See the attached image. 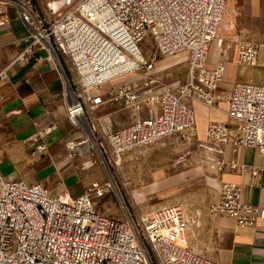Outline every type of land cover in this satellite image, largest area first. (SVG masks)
<instances>
[{"label":"built area","instance_id":"built-area-1","mask_svg":"<svg viewBox=\"0 0 264 264\" xmlns=\"http://www.w3.org/2000/svg\"><path fill=\"white\" fill-rule=\"evenodd\" d=\"M226 3L76 0L60 14H41L33 0H0V28L10 21L5 8H16L31 30V43L15 63L27 62L40 47L52 61L66 65V72L61 73L66 116L81 134L68 144L70 157L91 153L85 138L91 134L89 110L103 104L99 90L129 75H145L142 85L125 84L111 92L113 100L134 112L143 106L157 107L155 114L108 134V159L118 160L174 136L196 137L190 103L216 108L215 103L223 99L218 87L224 81L225 66L209 67L208 58ZM148 40L164 58L187 55L185 84L158 87L148 78L154 64L141 48ZM236 46L239 64L257 65L256 43L244 37ZM4 79L1 72L0 84ZM224 99L227 117L238 129L233 133L229 123L212 124L207 139L233 151L255 149L264 156V86L236 84ZM87 148V153L80 151ZM37 151L45 152L46 146H38ZM245 168L256 180L264 164ZM220 194L209 210L212 216L232 219L240 228L264 221V208L243 201L240 185L225 184ZM102 195L94 185L81 196L69 198L41 184L29 185L0 173V264H217L188 246L184 236L188 219L183 212L161 208L136 215L123 205L125 219L118 221L97 212L93 198Z\"/></svg>","mask_w":264,"mask_h":264},{"label":"crops","instance_id":"crops-1","mask_svg":"<svg viewBox=\"0 0 264 264\" xmlns=\"http://www.w3.org/2000/svg\"><path fill=\"white\" fill-rule=\"evenodd\" d=\"M5 9L10 21L0 28V73H5L0 84V172L29 185L53 186L52 193L73 198L64 183L79 174V167L70 157L68 144L79 140L81 134L75 132L66 116V88L61 74L62 70L66 72V65L52 61L40 47L27 62L15 63L31 43V30L17 9ZM225 11L229 33L211 44L208 58L209 67L225 66V78L218 87L223 99L215 103L216 108L190 103L197 133L191 139L198 143L208 165L214 167L209 178L218 193L214 204L220 200L222 186L231 184L243 188V201L264 208V171L254 180L246 168L242 169L262 166L264 156L250 148L233 151L206 136L212 124L229 123L233 133L238 129L227 117L224 99L234 85L264 86V0H227ZM244 37L258 45L254 67L238 62L236 42ZM105 115L118 127L113 131L126 127L115 113ZM38 146H46V151L40 153ZM231 164L237 167L232 169ZM210 208L201 212V229L190 230L187 235L190 248L217 264H264V221L240 228L232 219L212 216Z\"/></svg>","mask_w":264,"mask_h":264},{"label":"rangeland","instance_id":"rangeland-1","mask_svg":"<svg viewBox=\"0 0 264 264\" xmlns=\"http://www.w3.org/2000/svg\"><path fill=\"white\" fill-rule=\"evenodd\" d=\"M33 1L41 14H60L76 2ZM227 26L228 16L225 11L216 40L229 33ZM141 48L145 58L154 64V71L148 78L156 81L158 87L177 88L186 83L189 71L186 54L164 58L155 52L149 40L143 43ZM143 77V73L129 75L99 90L103 104L93 111L89 110L91 134L89 138H85L89 139L88 147L91 153L84 156L76 153L73 159L79 167V174L65 181L64 185L73 198L93 189L94 185L98 186L103 195L93 198L97 212L118 221L125 219L121 208L123 205L136 215L161 208L177 209L188 219L184 233L187 240L190 230L201 229V212L208 210L218 196L213 181L209 179L211 174H214L211 172L214 167L208 165L207 157L200 154L198 143L193 139L184 140L174 136L144 150L126 154L118 160L108 159L107 136L118 127L107 121L106 113H115L123 126L155 114L156 106H143L140 111L134 112L125 109L111 96L112 90L121 85H142ZM152 87L155 88V83ZM151 110L154 113H150ZM47 188L52 191L53 186ZM187 244L189 246V243Z\"/></svg>","mask_w":264,"mask_h":264},{"label":"bare ground","instance_id":"bare-ground-1","mask_svg":"<svg viewBox=\"0 0 264 264\" xmlns=\"http://www.w3.org/2000/svg\"><path fill=\"white\" fill-rule=\"evenodd\" d=\"M82 153H87L88 152V148H87V150L86 149H81L80 150Z\"/></svg>","mask_w":264,"mask_h":264}]
</instances>
